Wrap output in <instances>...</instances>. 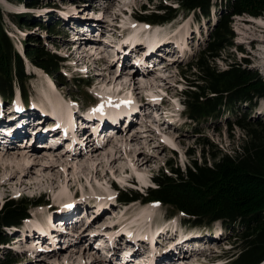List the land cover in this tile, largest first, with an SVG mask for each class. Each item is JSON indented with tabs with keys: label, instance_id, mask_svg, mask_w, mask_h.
<instances>
[{
	"label": "rangeland",
	"instance_id": "1",
	"mask_svg": "<svg viewBox=\"0 0 264 264\" xmlns=\"http://www.w3.org/2000/svg\"><path fill=\"white\" fill-rule=\"evenodd\" d=\"M216 1L218 4V0H213ZM81 2L83 5L79 7ZM172 3L173 0H25L24 2L0 0V14L17 52L22 51L21 44H25L23 42L26 39L37 37L42 46H47L54 54L65 59L59 62L58 74L55 73V77L46 75L22 57L24 71L28 76L25 87L29 91L28 95L32 93V96L29 95L32 105L27 109L22 105L19 107L24 109L17 108L21 110V117H18L20 122L16 123L25 122L21 129L44 128L45 133H49L57 126L58 131L61 130V125L50 116V110L58 109L57 103L60 98H64L60 108L66 104V109L58 110V118L61 120L66 118L70 108L78 114H82L81 112L86 109L84 114L88 119L93 116L102 118L115 108L122 107L121 102L133 99L139 105H143L140 110L145 117L138 120L140 123L137 121L126 130L122 126L118 128L117 139L114 138L110 143H106L102 133L99 134L98 140L92 136L88 140L82 136L87 130L83 131L80 135L82 139H79L82 144H78L81 145V150L79 151V147L76 146L72 152L75 158H70V153L63 152L66 145L58 143V147L51 149L46 145L47 139L39 138L41 146L34 149L36 152L41 151L38 157L47 151L53 156L49 161L57 164L56 170L62 171V177L53 185L42 182L36 186L15 187L12 183L9 187H0V205L10 197H26L29 201L26 217L14 229L7 230L10 239L0 245V257L8 256L11 264H114L115 262L130 264L131 260L128 263L123 262L120 257L121 252L117 251L118 248L130 243L128 239L132 238V234L141 233L148 236L153 228L160 227L159 220L167 214V211L170 213V209L160 202L144 204L137 200L118 201L122 191L133 189L138 195L144 194L148 189L158 188L159 185L155 180L168 173L170 165L185 171L184 168L192 161L197 160L200 163L206 159L208 164H212V154L217 150L223 153L239 151L244 131L237 125L230 126L229 123L233 121L235 115H224L196 122L187 117L182 102L184 99L182 90L194 80L191 74L194 69L189 71V64L208 43L216 20L211 16L207 20L200 14L185 13L180 10L174 20L157 28L152 29L149 25L141 24L140 18L143 15L158 12V6L172 5ZM91 13L94 19L91 18ZM18 18L22 19V22L17 23L15 20ZM255 19L257 21L259 19L260 22H254ZM59 22L60 27L53 31L52 27ZM37 24H42L43 28ZM230 24L234 31L232 41L237 46L221 51L213 66L226 68V65L232 61L244 63L248 60L251 68L264 75V15L258 17L248 14L235 15ZM82 29H87L84 34H80ZM134 29L136 32H133ZM138 29H148V33L174 29L177 39H181L186 44L184 56L168 64L167 71L158 73L150 71L152 77L159 75L168 82L169 86L171 85L168 90L138 88L135 94L132 89H123L117 82H112L117 75L118 79L120 78L117 80L119 83L133 76L138 86L141 83L140 73L137 72L134 64L122 66L124 53L121 56L119 52L127 50ZM141 40L155 42L157 38L147 36L141 37ZM123 42L126 48L121 50L119 46L116 47ZM88 44H97L95 46L97 51L91 58L81 61V56L86 53L83 50H88ZM77 46L78 49L74 51ZM60 74L66 77L60 78ZM80 77L88 78L86 83L89 85L75 86ZM84 97H90L92 101L88 103L95 102L96 107L91 105L86 107L87 101L84 102ZM258 101L261 115L249 114L248 120L252 124L264 119V99ZM8 108L12 107H7V104L0 100V119L4 120L10 114L6 112ZM11 115L15 117V114ZM42 120L45 124H41ZM8 129L0 127L1 134L6 135ZM135 131L142 136L141 141L134 144L136 150L127 154L125 151L130 147L127 148V143L123 139ZM126 132L128 133L125 135ZM119 137L121 141H117ZM114 142L118 149L112 148ZM97 143L98 147H96ZM9 146L15 147L11 143ZM2 147H8L6 142L0 145V148ZM113 149H117L115 153L113 152L114 156L117 155L114 157L116 162L107 165L108 157L104 156L102 151L105 153ZM138 155H144L149 161L144 160L148 164L147 170L135 173L132 159ZM120 156L121 158H118ZM38 157L36 159H39ZM47 160L43 162L49 163ZM98 162L101 163L96 166ZM83 163H87L89 169L86 168L87 170L79 173L77 167ZM20 164L0 162V183ZM36 168L38 169L39 166ZM115 169H118L116 173H114ZM74 209L77 210L72 215ZM173 215L176 216L168 219L179 221L184 232L182 241L195 237L192 248L184 252V256L191 257V262L194 257L198 258L199 260L194 264H226V255L233 249V239L230 237L233 228L230 225L218 221L212 225V228L195 226V229H191L193 223L188 218L180 213L174 212ZM60 222L63 224L59 225ZM63 227L64 231H60ZM215 228L220 234L216 230L211 231ZM49 229L52 235L45 236V232ZM138 229L140 232H136ZM34 239L39 244L32 250L28 247V243ZM170 239L171 237L168 238ZM46 245L49 251L40 252ZM115 246L117 248H114ZM203 247H206L205 253L200 251ZM113 253L118 255V260H113ZM195 254L197 256H194ZM184 262L188 263V260Z\"/></svg>",
	"mask_w": 264,
	"mask_h": 264
},
{
	"label": "trees",
	"instance_id": "2",
	"mask_svg": "<svg viewBox=\"0 0 264 264\" xmlns=\"http://www.w3.org/2000/svg\"><path fill=\"white\" fill-rule=\"evenodd\" d=\"M212 1L175 0L182 11H200L206 16ZM219 1L214 3L218 22L212 29L211 38L189 64V71L194 69L191 73L194 80L184 92V103L188 117L194 121L223 113L235 115L230 126L237 125L244 131L239 151L223 153L217 150L212 154V164L206 159L200 163L192 161L185 171L170 165L171 175L163 174L155 180L159 185L157 189H148L140 195L133 189H126L118 201L158 200L171 213L189 215L192 225L210 227L217 221L230 225L233 228L230 236L233 255L229 264H259L264 260V119L252 124L248 114L249 108L264 99V75L251 68L248 60L244 63L232 61L226 68L213 64L221 51L237 46L232 41V17L245 14L263 16L264 0ZM157 10L165 15L151 12L143 15V19L159 24L173 19L179 12L178 8L169 5L158 6ZM37 26L43 28L42 24ZM59 26L57 23L52 30ZM24 43L23 52L30 63L51 75L58 74L63 57L42 46L37 37H30ZM27 78L22 56L14 48L0 14V96L10 100L16 95L17 87L27 101ZM28 204L26 197L8 198L2 204L0 245L9 241L4 228L18 225L26 215ZM0 264H11L10 258L6 255L0 257Z\"/></svg>",
	"mask_w": 264,
	"mask_h": 264
},
{
	"label": "bare ground",
	"instance_id": "3",
	"mask_svg": "<svg viewBox=\"0 0 264 264\" xmlns=\"http://www.w3.org/2000/svg\"><path fill=\"white\" fill-rule=\"evenodd\" d=\"M85 18L86 19H88V17L87 16H85ZM254 22H256V23H258V22H260V20L258 19V21H257V19H255L254 20ZM79 23V22H78ZM88 28V27H87ZM96 28V27H95ZM87 30V29H86ZM85 29H82L81 30V32H80V34H84V32L86 31ZM98 30V29H97ZM101 32V31H100ZM88 36V35H87ZM172 36V35H171ZM82 37V36H81ZM166 41H170V36L167 38V39H165ZM149 41V40H148ZM97 45V44H96ZM95 44L94 45H90V44H88V50L87 51H85V50H83V52H86V53H84L83 54V56H81V58H80V60L81 61H83L85 58H91L95 53H96V51H97V48L95 47L96 46ZM76 47V46H75ZM81 47V46H80ZM76 49H78V46H77V48H75L74 49V51H76ZM85 49V48H84ZM86 49H87V47H86ZM89 52V53H88ZM102 52V51H101ZM101 52H98V53H101ZM104 52V51H103ZM72 53H73V51H72ZM172 57V55H168V57H167V60L169 61L170 59H172L171 58ZM99 60V59H98ZM97 60V62H99ZM141 60H142V58H139L138 59V62H141ZM173 61L175 60V58H173L172 59ZM123 61H125V62H127V63H130L131 62V57L127 54V53H124V56H123ZM123 65H125V64H123ZM137 67H138V70L139 71H141L142 73H145L146 74V70L143 68V66H141V64L140 63H137ZM137 70V71H138ZM109 71H110V69H109ZM102 75H104V74H102ZM118 77L119 76H117V75H115V78L113 79V83L114 82H117L118 84H120L121 86H122V88L123 89H132L133 91H134V93L138 90V88H140L141 90L142 89H145V88H164L165 90H168L169 88H170V86L168 85V82L167 81H164L160 76H153L152 77V74H147V75H143V76H141V83H140V85L138 86V82H136V80H135V77L133 76V77H131L130 79H127V80H125V81H123V82H121V83H119L117 80H120V78L118 79ZM112 80V79H111ZM120 86V87H121ZM50 87H52V86H50ZM123 89H122V91H123ZM136 94V93H135ZM58 98H60V97H58ZM44 100H46V99H44ZM62 100H64V98H60L59 100H58V109H55V110H64V108L66 107L65 105L66 104H64L61 108H60V103H61V101ZM52 101V100H51ZM47 103H48V101H46ZM63 102V101H62ZM53 104V103H52ZM2 106V105H1ZM4 107V106H3ZM8 107V106H7ZM33 107V106H32ZM123 107V106H122ZM60 108V109H59ZM105 108V107H104ZM35 109V108H34ZM42 109V108H41ZM66 109V108H65ZM21 111V110H20ZM27 111V110H26ZM34 111V110H33ZM43 111V110H42ZM44 111H45V109H44ZM70 111H72V108H70L69 110H68V112H67V115L66 116H68V114H69V112ZM74 111V110H73ZM95 111V110H94ZM28 112V111H27ZM38 112V111H37ZM65 112V111H64ZM78 112V111H77ZM82 113V112H81ZM21 113H19V115H20ZM30 114V113H29ZM45 114V113H44ZM32 115V114H31ZM65 115V114H64ZM95 115V114H94ZM47 116V115H46ZM16 117V116H15ZM28 117V116H27ZM48 117H50V116H48ZM89 117V116H88ZM96 117H99V116H96ZM36 118V117H35ZM44 118H46V117H44ZM29 120V119H28ZM31 120V119H30ZM37 120V119H36ZM35 120V121H36ZM19 121V120H18ZM20 122V121H19ZM22 122V121H21ZM47 122V121H46ZM82 123H85V122H87V121H85V120H83V121H81ZM25 123V122H24ZM0 124L1 125H5V122L4 121H0ZM41 124H45V121L44 120H42V123ZM47 124V123H46ZM90 125V127H92L93 129H95V133L97 134V137L99 136V132H98V127L101 125L100 123H96V122H92L91 124H89ZM128 125H129V123H128ZM52 126H53V124H52ZM55 126V125H54ZM42 127V126H41ZM44 127V126H43ZM50 127V126H49ZM60 127V126H59ZM169 127V126H168ZM29 128V127H28ZM50 129V128H49ZM60 129V128H59ZM48 130V129H47ZM4 131V130H3ZM29 131H31V134L33 135V137L32 138H30L28 141L31 143V145H29V146H22V144H19V143H13L12 145H15V147H13V148H10V149H8V150H25V152L27 153V154H30L31 153V155H30V158L29 159H33L28 165H26V166H24V165H18L16 168L17 169H15L13 172H10V174H9V176H7L1 183H0V187H2V188H6V187H9V185H11L12 183H14V186L15 187H21V186H36V185H39V184H41L42 182H46V183H49V184H51V185H53L54 183H56V182H58L59 180H60V178L62 177V171H58V170H56V169H58L57 168V164H54V163H51L49 160H51V159H53V156H50V154H48V152L46 153L45 151H44V153H42V155H41V157H38V156H40V153L41 152H39V153H37V152H35V148L36 147H38V146H41V145H39V143L36 141V138H42V137H45V135H46V130L44 129V128H36V130L33 128V127H30L29 128ZM53 134L51 135V136H56V132H57V134H58V128H57V126L56 127H53L52 128V131H51ZM7 133V132H6ZM48 133V132H47ZM128 132H126L125 133V135L127 134ZM0 134H1V132H0ZM118 132L117 133H114V137H115V139H117L116 137H118ZM91 135H92V133H91ZM91 135H89L88 136V140H90V136ZM110 135V134H109ZM80 136V135H79ZM119 136H120V134H119ZM97 137L95 138V139H97ZM142 136L141 135H139V133L137 132V131H135V132H132V133H130V135L128 136V137H125V139H123V140H125L126 141V143H127V148H128V146L130 147V149H126V147H125V149H126V151H125V153L127 152V154H130L131 152H133L134 150H136L137 148L134 146V144L135 143H137V142H140L141 140H140V138H141ZM147 137V136H146ZM44 139V138H43ZM92 139V138H91ZM76 140H78V137L76 138ZM76 140H73V145L71 146V149H75L76 148V146L77 147H79V151L81 150V145H78V142L76 141ZM112 141V139L111 140H109L107 143H110ZM114 141V140H113ZM117 141H121V137H119L118 138V140ZM4 143V141H3V139H2V137H0V145H3V143ZM133 142V143H132ZM58 143H60V141L59 142H57L56 144H54L53 146L52 145H49L48 147L49 148H51V149H55V147H57V145H59ZM117 143V142H116ZM113 144V146H112V148H117L118 146H117V144ZM10 144V143H9ZM47 145V144H46ZM98 143H97V145H96V147H98ZM136 145V144H135ZM9 147V146H8ZM68 147H70V144H69V146ZM28 148H31V150H28ZM136 148V149H135ZM5 149V147H2V148H0V152L1 153H3V150ZM78 149V148H77ZM118 149V148H117ZM117 149H113L112 151L111 150H109V151H105V153H103V151H102V154H104V156H107L108 157V163H107V165H112V164H114L115 162H116V159L114 158V157H116V156H114V153L116 152V150ZM56 151V150H55ZM74 151V150H73ZM78 151V152H79ZM114 152V153H113ZM69 153V152H68ZM100 154H101V152H99ZM84 154V153H83ZM99 154V155H100ZM101 154V155H102ZM126 154V155H127ZM120 155V154H119ZM103 156V155H102ZM122 156V155H121ZM121 156L120 157H118V158H121ZM39 158L38 159V161H35L36 160V158ZM77 157V156H76ZM70 158H75V157H73V155L70 157ZM91 158H93V157H91ZM90 158V159H91ZM125 158V157H124ZM48 159V160H47ZM145 159H147L144 155H138L137 157L135 156L133 159H132V163H133V165H134V171H135V173H137V171L139 172H143V171H145V170H147L146 168L148 167V164H147V161H149V159H147V161L145 162L144 160ZM43 160L45 161V160H47V161H49V163L47 162H43ZM101 162H98V164L96 165V166H98L99 164H100ZM132 165V164H131ZM37 166H39V168L37 169L36 167ZM78 172L79 173H82L84 170H87L86 168H88V165H87V163H83V164H79L78 165ZM89 169V168H88ZM145 169V170H144ZM117 170L118 169H115V172L114 173H116L117 172ZM113 171H114V169H113ZM136 175V174H135ZM133 176V175H132ZM133 178V177H132ZM17 179V180H16ZM29 179H31V181H29ZM135 179V178H134ZM16 180V181H15ZM29 186V187H30ZM95 206H96V204H94ZM92 207V206H91ZM77 208H78V206H77ZM76 210L77 209H74L73 210V212L71 213L72 215H74L75 213H76ZM45 220V219H44ZM74 222V221H73ZM73 226H75V223L73 224ZM34 233V232H33ZM32 233V234H33ZM172 237H174V238H177V236H175V235H173ZM110 240H112V239H110ZM171 240V239H170ZM113 241V240H112ZM119 241V240H118ZM34 242L35 241H30V243L28 244V247H30V246H33L34 245ZM111 242V241H110ZM115 243H117V242H115ZM120 243V242H119ZM48 246L46 245L44 248H47ZM114 248H117L116 246L114 247ZM141 249H142V246L141 245H139V246H137L136 247V250L135 251H132L130 254H124V255H122V256H120L121 258H124L123 259V262L124 263H128V261H130L131 260V263H134V262H137L138 264H140V263H142V264H145V263H143L144 261H143V259H142V261H140V258H133L134 256H137V254L139 255V252L141 251ZM119 250H123V251H127V247H119L118 248V250L117 251H119ZM190 250V249H189ZM175 252V249H173L172 250V252ZM204 252H205V250H203ZM104 254H105V252H104ZM125 255H127V257H124ZM112 256H113V260H115L116 261V259L118 260V255H116V253H113L112 254ZM95 257V256H94ZM93 257V258H94ZM104 257V256H103ZM176 257V255L174 256V257H172V256H165L164 258L165 259H167V260H171V259H174ZM133 258V259H132ZM95 259V258H94ZM97 259V258H96ZM190 259V257H181V259H180V261L182 262V264L183 263H185L184 262V260L186 261V260H189ZM135 260H137V261H135ZM93 261V260H92ZM93 262H95V261H93ZM114 262V261H113ZM130 263V264H131ZM93 264V263H92ZM114 264H116V262L114 263Z\"/></svg>",
	"mask_w": 264,
	"mask_h": 264
}]
</instances>
